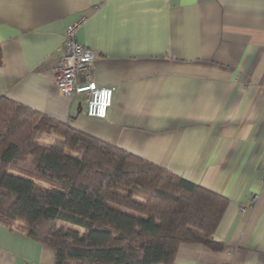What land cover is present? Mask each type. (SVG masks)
<instances>
[{
	"label": "crops",
	"instance_id": "0c3cea01",
	"mask_svg": "<svg viewBox=\"0 0 264 264\" xmlns=\"http://www.w3.org/2000/svg\"><path fill=\"white\" fill-rule=\"evenodd\" d=\"M81 17L92 78L115 89L103 120L54 81ZM0 52V97L228 199L224 249L183 243L175 264H264V0H0ZM0 264H56V251L0 223Z\"/></svg>",
	"mask_w": 264,
	"mask_h": 264
},
{
	"label": "trees",
	"instance_id": "16d2710c",
	"mask_svg": "<svg viewBox=\"0 0 264 264\" xmlns=\"http://www.w3.org/2000/svg\"><path fill=\"white\" fill-rule=\"evenodd\" d=\"M2 65L0 52V66ZM29 161L32 170L18 167ZM229 201L67 123L0 97V223L56 251V264H175L214 235Z\"/></svg>",
	"mask_w": 264,
	"mask_h": 264
},
{
	"label": "built area",
	"instance_id": "2783aa9c",
	"mask_svg": "<svg viewBox=\"0 0 264 264\" xmlns=\"http://www.w3.org/2000/svg\"><path fill=\"white\" fill-rule=\"evenodd\" d=\"M99 1L103 3L107 0ZM84 22L85 18L81 17L67 27L62 60L54 68L53 76L63 97L80 98L88 117L103 120L112 105L115 89L99 86L92 78V66L97 55L77 39V31ZM257 200L255 196L253 205ZM245 211L246 209H242V212Z\"/></svg>",
	"mask_w": 264,
	"mask_h": 264
},
{
	"label": "rangeland",
	"instance_id": "374dc122",
	"mask_svg": "<svg viewBox=\"0 0 264 264\" xmlns=\"http://www.w3.org/2000/svg\"><path fill=\"white\" fill-rule=\"evenodd\" d=\"M18 167L21 168V169H24V170H29V171L32 170L31 169L32 168V165H31V163L29 161H26L24 163H20L18 165Z\"/></svg>",
	"mask_w": 264,
	"mask_h": 264
}]
</instances>
